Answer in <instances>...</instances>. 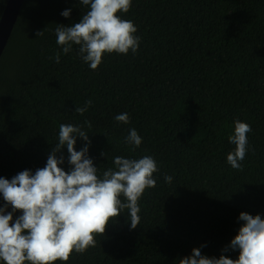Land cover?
Listing matches in <instances>:
<instances>
[{
  "label": "trees",
  "instance_id": "16d2710c",
  "mask_svg": "<svg viewBox=\"0 0 264 264\" xmlns=\"http://www.w3.org/2000/svg\"><path fill=\"white\" fill-rule=\"evenodd\" d=\"M20 16L0 60V264H264V0Z\"/></svg>",
  "mask_w": 264,
  "mask_h": 264
},
{
  "label": "water",
  "instance_id": "95a60500",
  "mask_svg": "<svg viewBox=\"0 0 264 264\" xmlns=\"http://www.w3.org/2000/svg\"><path fill=\"white\" fill-rule=\"evenodd\" d=\"M25 0H8L0 20V60L12 37Z\"/></svg>",
  "mask_w": 264,
  "mask_h": 264
}]
</instances>
